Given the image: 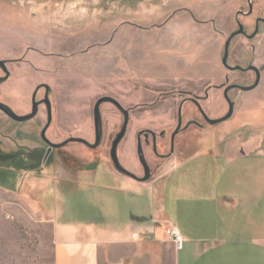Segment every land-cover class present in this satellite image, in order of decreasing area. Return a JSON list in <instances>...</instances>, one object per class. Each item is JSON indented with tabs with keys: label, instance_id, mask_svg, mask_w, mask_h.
I'll return each instance as SVG.
<instances>
[{
	"label": "crops",
	"instance_id": "0c3cea01",
	"mask_svg": "<svg viewBox=\"0 0 264 264\" xmlns=\"http://www.w3.org/2000/svg\"><path fill=\"white\" fill-rule=\"evenodd\" d=\"M195 17L193 11L151 29L160 32L151 47L164 52L151 62L180 65L191 78L206 68L220 75L221 35ZM11 51L10 38L0 34V57ZM238 133L178 149L151 183L113 188L125 203L114 222L97 226L85 210L69 211L56 188L32 180L3 194L9 225L26 232L35 264H45L42 253L50 264H264V137ZM198 159L194 172L179 174ZM171 228L183 235L182 249L170 239Z\"/></svg>",
	"mask_w": 264,
	"mask_h": 264
},
{
	"label": "rangeland",
	"instance_id": "374dc122",
	"mask_svg": "<svg viewBox=\"0 0 264 264\" xmlns=\"http://www.w3.org/2000/svg\"><path fill=\"white\" fill-rule=\"evenodd\" d=\"M41 1L30 3L26 0H0V34L6 40L10 38L12 57L28 53V59L38 61V66L43 69L41 72H44H33L38 79L48 81L51 85H54L57 78L70 77L75 80L76 131L80 135L87 134L93 126L89 108L99 92L95 89L99 85V77L113 75L115 66L121 64L117 62L138 61L140 66H149L151 59L163 58L164 52L151 47V36L160 32L151 29L168 27L172 18L187 20L193 11L196 12L197 23L215 29L221 35L218 51L221 78L228 75L244 85L254 81L253 73L233 74L221 63L225 40L238 29V13L248 12V0ZM252 4L253 16L239 17L245 30L251 33L255 18L264 17V0H253ZM32 47L37 50H32ZM213 50L215 55L216 51ZM204 53L206 60L208 52ZM209 53H212L211 50ZM250 63L262 70L259 89L248 93L236 91L233 116L203 131L192 129L195 143L208 145L228 132L230 135L245 132V139L256 133L264 137V27H261L260 35L251 42L238 38L230 53L231 66L245 67ZM12 72L14 79L9 84L12 92L18 94L20 70L13 68ZM35 85L34 82L28 85L29 99ZM205 109L212 117L221 118L228 113V105L222 98L218 102L207 103ZM121 118L115 109L103 107V127L107 136L113 125L120 123ZM164 120L170 123L169 118ZM150 121L151 115L131 116L132 123ZM160 121L157 119V122ZM8 126V120L0 113L1 133ZM192 144L195 145L194 142ZM22 153L23 149L8 146L0 136V264H35V250L29 246L26 232L9 225V211L3 198L9 188L21 189L24 183L28 187V182L32 180L39 181L40 185L45 184V187L56 188L63 194L65 207L69 211L78 208L85 210V218L91 219L97 226H101L104 221L110 223L115 220L117 207L125 204L123 195L112 191L117 187L107 183L100 174L99 180L94 182L92 172L72 173L61 166L59 159H48L47 163L44 159H20ZM9 156L15 159H9ZM200 160H194L179 174H191L196 162ZM214 164L218 166L217 162ZM66 217L72 219L70 212ZM42 255V262L50 264L48 254Z\"/></svg>",
	"mask_w": 264,
	"mask_h": 264
},
{
	"label": "flooded vegetation",
	"instance_id": "af4514ba",
	"mask_svg": "<svg viewBox=\"0 0 264 264\" xmlns=\"http://www.w3.org/2000/svg\"><path fill=\"white\" fill-rule=\"evenodd\" d=\"M240 16L250 18L253 11L238 13V29L226 38L225 43L240 30V25L245 34L232 39L229 59L238 38L251 42L264 27V17H256L252 33L247 32L239 21ZM256 32L255 37L250 38ZM216 33L220 35L218 31ZM32 50L37 49L32 47ZM27 57L28 53L21 57H12L11 53L0 57V79H6L0 82V102L21 117L31 115L36 104L37 112L32 119L20 122L0 110L9 123L3 133L0 131V136L8 146L24 150L20 159H44L45 163L48 159H59L61 166L68 171L92 172L94 182L99 180L100 174L115 187H123L127 182L144 185L161 176L177 150L195 142L192 129L203 131L206 127H214L207 118L219 117L210 115L205 109L207 103L222 98L229 112L228 101L235 104V92H244L237 86L251 87L256 83L257 71L251 68H256L260 74V82L252 91L259 89L262 80V70L254 64L231 66L229 59L231 68L241 67L242 70L227 69L221 61L226 70L233 74L253 73L254 81L244 85L228 75L221 78L218 68H206L205 75L191 78L180 65L171 69L156 61L149 66H140L138 61L117 62L121 64L115 66L113 75L99 77V85L95 87L99 92L89 108L93 126L87 134L80 135L76 131L75 80L57 78L51 85L38 79L33 72L44 74L43 69L38 66V61ZM13 68L20 70L18 94L12 92L9 84L14 79ZM31 82L36 85L29 99L27 88ZM103 107L115 109L122 117L120 123L113 125L109 136L103 127ZM96 113L102 122L100 133L95 125ZM132 115H151V121L132 123ZM165 118H169L170 123H165ZM157 119L161 121L157 122ZM9 159L15 158L9 156Z\"/></svg>",
	"mask_w": 264,
	"mask_h": 264
},
{
	"label": "water",
	"instance_id": "95a60500",
	"mask_svg": "<svg viewBox=\"0 0 264 264\" xmlns=\"http://www.w3.org/2000/svg\"><path fill=\"white\" fill-rule=\"evenodd\" d=\"M248 3H249V12H252L253 11V4H252V0H248ZM240 34H245L244 31H243V26L240 25V30L234 34H232L229 39L227 40V42L225 43V47H224V55H223V58H222V63L223 65L225 66V68L227 69H230V70H242L241 67H236V68H231L229 65H228V59H229V47H230V44H231V41L232 39L235 37V36H238ZM257 34V32L251 36L250 38H253L255 37V35ZM252 70H255L257 71V81L256 83L251 86V87H240V86H237V88L241 89L242 91L244 92H249V91H252L254 90L255 88H257L259 82H260V74L258 72V70L256 68H251ZM6 79H0V82H3L5 81ZM229 102V112L227 113V115H225L224 117H221L219 119H214V120H211L209 118H207V121L210 125H217V124H220L222 122H226L227 120H229L233 114H234V110H235V104L232 103L231 101H228ZM37 104L33 110V113L31 115H28V116H25V117H21V116H18L16 115L8 106L4 105L3 103L0 102V110L2 112H4L5 114H7L8 116L16 119L17 121H20V122H25V121H28L30 119H32L36 112H37ZM128 122V120L126 119V123ZM95 125H96V128H97V131L98 133H100V128H101V125H102V122H101V118H100V115L98 113H96L95 115ZM78 141H82V142H85L83 140H78ZM97 145L93 146L94 148L96 147ZM116 160V159H115Z\"/></svg>",
	"mask_w": 264,
	"mask_h": 264
},
{
	"label": "built area",
	"instance_id": "2783aa9c",
	"mask_svg": "<svg viewBox=\"0 0 264 264\" xmlns=\"http://www.w3.org/2000/svg\"><path fill=\"white\" fill-rule=\"evenodd\" d=\"M168 233L172 239V241L175 243L177 249H182L184 245V237L183 235L176 229L171 228L168 230Z\"/></svg>",
	"mask_w": 264,
	"mask_h": 264
}]
</instances>
